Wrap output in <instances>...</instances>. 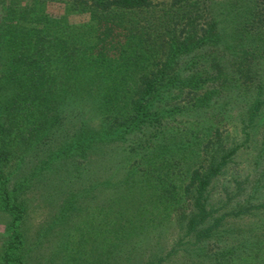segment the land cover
Returning a JSON list of instances; mask_svg holds the SVG:
<instances>
[{"label": "trees", "instance_id": "1", "mask_svg": "<svg viewBox=\"0 0 264 264\" xmlns=\"http://www.w3.org/2000/svg\"><path fill=\"white\" fill-rule=\"evenodd\" d=\"M217 13L238 36L262 34L264 57V0H0V212L11 217L0 263H37L26 250L30 190L121 147L139 156L129 170L70 192L59 211L64 224L83 197L108 192L90 264H264V135L248 171L234 168L244 142L214 125L182 129L242 98L218 70L230 46ZM255 90L240 116L246 142L264 116V79ZM170 223L174 246L141 252ZM64 245L61 264L88 260L80 243Z\"/></svg>", "mask_w": 264, "mask_h": 264}, {"label": "rangeland", "instance_id": "2", "mask_svg": "<svg viewBox=\"0 0 264 264\" xmlns=\"http://www.w3.org/2000/svg\"><path fill=\"white\" fill-rule=\"evenodd\" d=\"M233 1L237 3L240 0ZM47 8L49 13L56 14L60 12L58 6L54 4H49ZM217 15L218 17L216 20L219 22L217 31L222 33L223 28L226 29L229 34V38H227L226 42L228 43L227 45L230 46L228 49L221 48L222 52L225 51L224 64L226 66H222L218 70L227 72L229 76L233 75L237 78V87L234 86L233 92L237 94L234 95L235 97L242 95V98L239 97V101L229 100L227 113L224 115H220L219 117H214L212 114L207 117L199 115L198 120L193 119L198 122L193 121L194 124L185 122L182 125V129H185L187 126H192L194 128L193 130L201 132L203 127H209V125L220 127L224 136H232L236 144H242L244 142L248 147L247 149H244V147L240 148L236 158V162L239 164L234 167L235 170L245 169L253 171L254 160L260 150H262L264 116L258 120V127L252 129L250 142H246L247 138L245 136L246 133L250 132V130L246 128L248 123L247 125L241 123L240 116L247 111L246 105L249 103L250 94L256 91V86L264 79L262 34L261 36L257 35L255 40L248 38L247 35L240 34L238 36L236 32L233 33L234 28L232 25H229L228 19L231 18L230 14L217 13ZM34 17L38 18V14H34ZM235 28H237V26ZM247 28L249 30L251 25H248ZM240 100L242 101L240 102ZM249 108L248 106V109ZM215 109L216 111L220 110L218 104L215 105ZM86 114H88V112ZM90 116H88V118H90ZM92 119L89 122H92ZM119 149V152L110 153L108 158H106V155L100 153L96 156L94 163H88L75 172L66 173L65 175H54L47 183L39 184L37 189L28 192L30 206L27 216L28 219L24 223V228L27 235L26 238L30 241V244L27 246L26 250L30 249V251H32V257L37 260L36 264H61L64 254L66 253L63 251L61 252L62 254H57L61 243H65L64 247L67 245L66 249L75 252L78 251V245L80 243L81 249L86 252L85 260L88 259L84 261V264L85 262H87V264L92 262L90 258V249L94 243L91 241L89 244L87 241L97 233L95 227L104 221V214L101 213V209L103 208L104 210L106 208L109 197L108 192L105 191L99 194L98 191H96V198L94 199L83 197L79 202L81 207L77 209L78 211L72 212L70 209L66 210L69 215L64 224L59 221V217L61 216L59 211L69 202L70 192L76 190L85 192V189H88L91 184L95 185L96 183L104 181L106 177L112 176L113 178L115 174H118L120 179L122 175L127 172V169L129 170L128 167L139 159V156L136 157V155L129 158L124 148L120 147ZM248 167H250V169H248ZM108 191L112 192L113 190ZM82 206L84 207L82 208ZM10 223L11 217L0 212V255L3 251L4 243L10 240L7 231ZM53 225L54 228L50 229ZM159 231H164L166 234L161 244H158L159 240L156 239V235L160 233ZM179 233L180 230L174 223H170L167 226L165 225L164 228L159 227L157 230L155 229L151 232L148 242L145 241L142 243L143 251L141 252L151 251V254H155L158 253L157 251L160 246H166V251L168 252L171 245L174 246L172 242L174 240L173 238L178 237ZM81 235L85 236L82 241L79 240ZM97 235L101 238L100 234L97 233ZM37 241L40 242V245L35 249L31 244ZM184 241L186 242L187 239H184ZM187 247L188 245L182 246V248ZM53 259H55L54 263L52 262ZM30 264L35 263L31 262Z\"/></svg>", "mask_w": 264, "mask_h": 264}]
</instances>
